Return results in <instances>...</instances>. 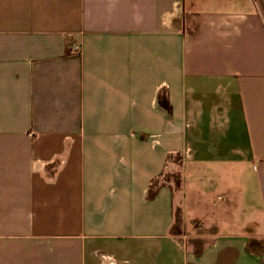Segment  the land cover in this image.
I'll return each instance as SVG.
<instances>
[{"label": "crops", "instance_id": "obj_1", "mask_svg": "<svg viewBox=\"0 0 264 264\" xmlns=\"http://www.w3.org/2000/svg\"><path fill=\"white\" fill-rule=\"evenodd\" d=\"M0 264H264V0H0Z\"/></svg>", "mask_w": 264, "mask_h": 264}, {"label": "rangeland", "instance_id": "obj_2", "mask_svg": "<svg viewBox=\"0 0 264 264\" xmlns=\"http://www.w3.org/2000/svg\"><path fill=\"white\" fill-rule=\"evenodd\" d=\"M178 164L180 165L181 163L178 162ZM181 168L182 167L180 165V167L177 170H173V171L169 170V172L166 174V179L172 184L174 188H176L180 182ZM219 171H221L222 174ZM224 173H225L224 168H213L210 166H202L196 168L192 167L191 169L190 164L186 162L184 165V173H183L184 194L187 195V198L189 200H191L194 195L193 191L199 188L204 192H208L207 199L213 202V200H215L216 195L219 192L218 190L214 189L213 184L214 183H218V185L224 183L228 184L226 181L221 180V178L224 177ZM210 187L213 188L209 189ZM185 224L187 225L188 223L184 222L181 210L176 209L175 221L172 227V233L178 237H183L185 235H187V237L192 236V233L194 232L193 231L194 228L191 227V225L189 226V228L188 227L186 228Z\"/></svg>", "mask_w": 264, "mask_h": 264}, {"label": "built area", "instance_id": "obj_3", "mask_svg": "<svg viewBox=\"0 0 264 264\" xmlns=\"http://www.w3.org/2000/svg\"><path fill=\"white\" fill-rule=\"evenodd\" d=\"M72 52L74 54H79L80 53V47H73Z\"/></svg>", "mask_w": 264, "mask_h": 264}]
</instances>
